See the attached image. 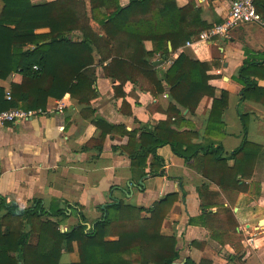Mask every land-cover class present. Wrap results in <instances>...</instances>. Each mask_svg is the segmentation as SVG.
Here are the masks:
<instances>
[{
    "label": "trees",
    "instance_id": "1",
    "mask_svg": "<svg viewBox=\"0 0 264 264\" xmlns=\"http://www.w3.org/2000/svg\"><path fill=\"white\" fill-rule=\"evenodd\" d=\"M0 1L3 4L0 10V81L11 79L10 101L8 93L0 88V112L10 109L45 111L50 98L61 100L67 95L80 104H90L96 98V78L91 70L95 54L108 63L104 71L117 81L114 71L141 72L155 77L151 59L161 56L169 61L171 54L187 42L221 23L204 22L202 11L194 0L183 7L177 0H129L125 7L121 0H56L44 4H33L31 0ZM76 33L80 37L74 39ZM146 42L152 43V51L146 50ZM220 65L218 61H195L182 53L164 75L172 99L191 114L205 97L212 100L205 136L216 139L225 136L223 117L229 96L223 92L219 99L216 98L208 73ZM34 66L39 70L35 71ZM261 68L264 70V65L250 61L241 68L236 82L243 87V101L264 104V88L252 79ZM157 85L160 92H164L163 83L157 82ZM171 110L173 115L166 122L142 134L137 143L134 142L135 134L124 131L131 140L125 150L132 168L143 170L142 178L148 174L163 176L164 161L157 150L170 146L192 171L220 189V192L211 193L204 184L197 193L201 201L200 220L209 227L212 239L224 244L218 235L217 215L210 212L213 206L217 207L213 202L220 200L222 194L228 196L247 190L244 180L252 176L263 147L248 142L244 116L245 138L229 156L224 155L221 144H193L192 138L197 134H180L171 129L172 118L178 120L181 115L175 105ZM95 124L102 136L99 141L91 140L90 143L102 151L108 132L122 129L100 121ZM90 143L84 150L90 148ZM229 161L234 164L230 166ZM135 186L144 191L141 184L131 182V187ZM116 189L111 190V202L100 208L102 216L92 223L86 219L84 208L77 204L54 200L46 209L42 200H34L31 207L20 209L0 196V264L177 263L180 259L177 240L163 235L162 228L180 195L169 194L151 209H144L115 199ZM224 211L235 231L238 224L232 211L225 208ZM74 212L78 225L63 233L62 223ZM190 223L196 224L197 220L192 219ZM192 245L195 248L205 246L198 242ZM75 251L78 260L64 263L63 256ZM183 264L196 263L188 258ZM199 264L214 263L202 260Z\"/></svg>",
    "mask_w": 264,
    "mask_h": 264
},
{
    "label": "crops",
    "instance_id": "2",
    "mask_svg": "<svg viewBox=\"0 0 264 264\" xmlns=\"http://www.w3.org/2000/svg\"><path fill=\"white\" fill-rule=\"evenodd\" d=\"M190 1L177 0L181 7ZM194 1L202 11V20L209 25L222 23L230 10L228 1ZM128 3L129 0H121L123 7ZM2 6L0 1V10ZM256 8L264 20V0H257ZM79 37V33L74 35V39ZM145 47L148 52L153 49L151 42H146ZM168 47L172 52L171 43ZM182 53L195 61L221 64L208 75L212 77L209 85L215 89L216 98L219 99L223 92L229 96L222 139L205 136L212 104L210 98L205 97L191 114L175 103L164 83V75ZM150 61L155 67V77L141 72L122 74L114 71L117 81L105 73L108 63L95 54V65L91 70L96 78V98L90 104H80L69 95L61 100L50 98L44 115L0 128V196L20 209L31 207L34 200H42L46 209L54 200L77 204L84 208L86 219L92 223L102 216L100 208L111 202L113 188H117L113 192L115 199L144 209H151L167 195L176 193L180 200L168 214L162 234L176 238L180 255L177 264H183L188 258L196 264L202 260L214 264H264V104L243 101V87L236 82L245 62L264 65V26L258 23L242 25L229 37L219 38L211 44L202 43L193 48L184 46L172 53L169 61L161 56ZM156 62L161 63L155 65ZM256 73L252 79L264 88L263 68ZM157 82L163 83L164 92H160ZM0 88L10 92L11 79L0 81ZM59 105L64 106L61 112ZM173 105L181 115L178 120L172 118L171 129L180 134H197L192 138L193 144H221L224 155L229 156L245 138L244 116L248 142L263 147L252 176L244 180L247 190L228 196L222 194L220 200L213 202L217 207L213 206L210 212L217 215L218 235L224 244L212 239L209 227L200 220L202 211L197 189L206 184L211 193L220 192L216 185L192 171L170 146L157 150V155L164 161L161 169L164 175L152 177L148 174L142 178L144 171L132 168L125 150L131 140L124 131L135 134L134 142L137 143L142 134L154 131L173 115ZM96 121L122 129L108 132L102 151L90 143L91 140L99 141L102 136ZM89 143L90 148L84 150ZM134 149L135 146L131 151ZM151 160L150 157L149 164ZM233 164L229 161L230 166ZM149 172L147 169L146 173ZM131 182L141 184L144 191L131 187ZM224 208L233 213L238 224L235 231ZM192 219L197 223L192 225ZM77 225L78 218L72 215L60 229L66 233ZM193 242L205 246L195 248ZM64 257L68 258L65 263L78 260L77 251Z\"/></svg>",
    "mask_w": 264,
    "mask_h": 264
},
{
    "label": "built area",
    "instance_id": "3",
    "mask_svg": "<svg viewBox=\"0 0 264 264\" xmlns=\"http://www.w3.org/2000/svg\"><path fill=\"white\" fill-rule=\"evenodd\" d=\"M228 1L230 10L223 22L213 26L211 29L202 32L196 40L187 42L186 48H193L198 44H211L219 38H227L236 28L252 23H258L264 26L261 16L256 10V0H218ZM34 70L38 71L39 68L34 66ZM7 99L11 100L10 93L7 94ZM64 109L63 105L58 106L61 112ZM44 110H24V109H10L0 112V128L29 122L44 115Z\"/></svg>",
    "mask_w": 264,
    "mask_h": 264
},
{
    "label": "rangeland",
    "instance_id": "4",
    "mask_svg": "<svg viewBox=\"0 0 264 264\" xmlns=\"http://www.w3.org/2000/svg\"><path fill=\"white\" fill-rule=\"evenodd\" d=\"M33 3H46V2H49V1H53V0H31ZM73 216L74 217H77L76 213L74 212L73 213ZM67 257H64L63 259V262L65 263V261H67Z\"/></svg>",
    "mask_w": 264,
    "mask_h": 264
},
{
    "label": "water",
    "instance_id": "5",
    "mask_svg": "<svg viewBox=\"0 0 264 264\" xmlns=\"http://www.w3.org/2000/svg\"><path fill=\"white\" fill-rule=\"evenodd\" d=\"M161 62H156V63H154L155 65H158V64H160ZM177 264V263H176Z\"/></svg>",
    "mask_w": 264,
    "mask_h": 264
}]
</instances>
